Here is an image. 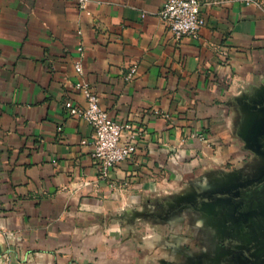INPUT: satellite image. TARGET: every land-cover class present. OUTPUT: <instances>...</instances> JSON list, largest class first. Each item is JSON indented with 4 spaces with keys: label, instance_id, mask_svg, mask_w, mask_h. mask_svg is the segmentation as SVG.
<instances>
[{
    "label": "crops",
    "instance_id": "crops-1",
    "mask_svg": "<svg viewBox=\"0 0 264 264\" xmlns=\"http://www.w3.org/2000/svg\"><path fill=\"white\" fill-rule=\"evenodd\" d=\"M165 1L0 0V264L264 262L263 222L184 205L264 167L241 136V102L264 89V0H204L181 40ZM81 43L101 106L145 131L106 178L65 105L86 103Z\"/></svg>",
    "mask_w": 264,
    "mask_h": 264
},
{
    "label": "built area",
    "instance_id": "built-area-1",
    "mask_svg": "<svg viewBox=\"0 0 264 264\" xmlns=\"http://www.w3.org/2000/svg\"><path fill=\"white\" fill-rule=\"evenodd\" d=\"M81 10H86L91 0H75ZM247 4L261 6L258 0H245ZM204 0H166L158 15L167 25L176 40L185 36H198L206 24L202 12ZM82 35V31H78ZM80 58L75 62L77 80L73 87L85 97V105H65L72 116L85 120L94 131L93 155L98 162L99 174L106 178L110 170L117 164L132 159L136 154L138 141L143 135V128H137L130 122L120 123L100 104V97L91 83L84 76L83 56L84 46L78 47ZM136 73L132 67L128 78ZM1 264H6L2 262Z\"/></svg>",
    "mask_w": 264,
    "mask_h": 264
},
{
    "label": "water",
    "instance_id": "water-1",
    "mask_svg": "<svg viewBox=\"0 0 264 264\" xmlns=\"http://www.w3.org/2000/svg\"><path fill=\"white\" fill-rule=\"evenodd\" d=\"M241 104L246 115L241 136L247 148L264 157V89ZM203 198L223 210L228 219L251 217L264 223V167L257 176L221 185Z\"/></svg>",
    "mask_w": 264,
    "mask_h": 264
},
{
    "label": "flooded vegetation",
    "instance_id": "flooded-vegetation-1",
    "mask_svg": "<svg viewBox=\"0 0 264 264\" xmlns=\"http://www.w3.org/2000/svg\"><path fill=\"white\" fill-rule=\"evenodd\" d=\"M246 177H249L248 175H246ZM239 181V180H238ZM192 196H188L187 201L184 205L190 208H195V207H201L203 205H205V202H207V200H205L204 197V193L202 191L199 190H195L193 192V194H191Z\"/></svg>",
    "mask_w": 264,
    "mask_h": 264
},
{
    "label": "rangeland",
    "instance_id": "rangeland-1",
    "mask_svg": "<svg viewBox=\"0 0 264 264\" xmlns=\"http://www.w3.org/2000/svg\"><path fill=\"white\" fill-rule=\"evenodd\" d=\"M245 116H246L245 114H244V115H242V117H243V118H245ZM195 190H197V189H193V192H194Z\"/></svg>",
    "mask_w": 264,
    "mask_h": 264
}]
</instances>
